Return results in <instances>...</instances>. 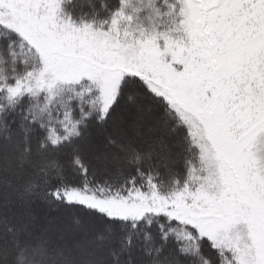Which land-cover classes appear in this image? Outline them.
<instances>
[{
	"label": "snow or ice",
	"instance_id": "obj_1",
	"mask_svg": "<svg viewBox=\"0 0 264 264\" xmlns=\"http://www.w3.org/2000/svg\"><path fill=\"white\" fill-rule=\"evenodd\" d=\"M0 264H264V0H0Z\"/></svg>",
	"mask_w": 264,
	"mask_h": 264
},
{
	"label": "trees",
	"instance_id": "obj_2",
	"mask_svg": "<svg viewBox=\"0 0 264 264\" xmlns=\"http://www.w3.org/2000/svg\"><path fill=\"white\" fill-rule=\"evenodd\" d=\"M66 10H70V6L66 5L64 6Z\"/></svg>",
	"mask_w": 264,
	"mask_h": 264
}]
</instances>
